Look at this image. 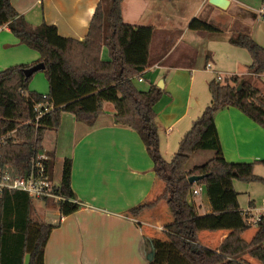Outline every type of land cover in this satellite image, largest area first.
Returning a JSON list of instances; mask_svg holds the SVG:
<instances>
[{
    "label": "trees",
    "instance_id": "1",
    "mask_svg": "<svg viewBox=\"0 0 264 264\" xmlns=\"http://www.w3.org/2000/svg\"><path fill=\"white\" fill-rule=\"evenodd\" d=\"M120 3L121 0H99L85 38L77 41L61 37L53 25H31L15 11L10 0H0V27L6 25L19 42L39 54L37 63L44 65L39 72L48 84L45 98L28 90L36 73L25 77L24 70L37 63L0 71V134L13 132L0 147V165L27 169L43 150L45 132L59 129L63 113L91 126L103 113L104 103H110L115 124L138 134L153 162L155 177L163 184V190L153 201L130 209L128 214L139 216L163 203L171 216V222L163 227L164 238L149 239L152 256L148 264H250L245 256L264 264V215L256 223L250 241H245L242 235L250 226L239 210L238 193L233 187L235 181L264 184V178L253 173L254 163L225 160L214 121L217 111L235 107L264 129L263 94L242 78L232 77L225 84L212 80L208 84L209 105L192 122L171 161H165L159 152L153 110L163 90L151 85L147 91H139L133 83L152 65L153 29L125 24ZM188 28L201 35L218 32L214 25L196 18ZM229 43L248 52V69L252 74L264 73V49L248 33L235 32ZM103 46L107 48V61L101 59ZM46 102L53 106L52 111L35 122L34 105ZM197 151H212L214 157L188 168L190 157ZM46 153L51 173L55 157ZM255 163L264 165V160ZM191 176L203 178L190 185ZM194 186L203 187L211 208L209 214L198 213L191 194ZM58 194L65 199L58 202L61 216L79 209L70 202L75 197L69 159L62 163ZM32 207L33 200L21 192L0 197V264H44L45 246L54 226L34 223ZM221 230L229 233L217 249L199 244L200 232Z\"/></svg>",
    "mask_w": 264,
    "mask_h": 264
},
{
    "label": "crops",
    "instance_id": "2",
    "mask_svg": "<svg viewBox=\"0 0 264 264\" xmlns=\"http://www.w3.org/2000/svg\"><path fill=\"white\" fill-rule=\"evenodd\" d=\"M246 1L121 0V17L125 24L153 29L152 65L143 75L146 73L150 86L161 85L163 90L153 107L160 153L164 140L167 148L177 147L192 122L209 105L211 81L204 80V74H219L228 82L232 77L245 79L264 96V73L252 74L248 69L250 64L234 74L217 70L219 58L224 55L238 65L236 59L242 55L238 47L229 43L235 32L248 33L264 49L262 0L260 7L259 0ZM10 2L31 25H53L61 37L77 41L85 38L99 4V0ZM195 18L214 25L218 32L201 35L190 30L188 25ZM101 59H109L105 46ZM38 60L36 51L19 42L6 25L0 27V71L17 65H33ZM201 61H205L203 66ZM207 63L212 65L211 70H205ZM39 73L33 77L28 90L46 95L48 84ZM114 115L113 106L104 103L103 113L88 126L73 115L63 113L59 129L44 134L42 149L53 153L54 161L61 163V168L64 159L71 161V190L79 202V209L69 216H61L58 206L46 208L47 201H40L41 206L35 208L46 218L43 223L54 226L45 246L44 264H148L152 255L149 239L159 238L155 224L165 226L171 222L165 216L163 203L139 216L128 214L130 209L153 201L163 190V184L156 179L153 162L138 134L115 124ZM214 121L227 162L264 160L262 127L235 107L217 111ZM236 182L233 187L239 194ZM198 197L197 202L193 201L198 213L209 214L211 208L204 191ZM237 200L239 205V196ZM248 209L252 216V205ZM239 210L246 211L241 210L240 205ZM251 228L252 238L256 226L247 231ZM204 233L198 234L199 244L215 250L229 232ZM246 257L250 264H259Z\"/></svg>",
    "mask_w": 264,
    "mask_h": 264
},
{
    "label": "rangeland",
    "instance_id": "3",
    "mask_svg": "<svg viewBox=\"0 0 264 264\" xmlns=\"http://www.w3.org/2000/svg\"><path fill=\"white\" fill-rule=\"evenodd\" d=\"M193 1H198V0H193ZM246 1V0H245ZM191 2V0H190ZM247 2V1H246ZM259 7L261 4V0H259ZM258 7V8H259ZM213 17H211L212 19ZM239 50L238 53H240L242 56L238 59H236V61L238 62V65L235 63L230 62L228 59H226L225 55L221 56L219 58L218 64H217V70L227 73V74H234L237 71H243V68L245 66H248L250 64V56L248 54V52L245 49L242 48H238ZM221 55V53H219ZM202 66L205 64V61H201ZM203 68V67H202ZM206 70V69H205ZM38 75H42L41 77H43V73H39ZM143 81L138 82L137 77L134 79L133 83L134 86L137 90L139 91H147L150 88V84H149V79L148 77H146V73L145 75H141ZM204 80H208L209 82L213 80H215V74L208 72L207 74H204L203 76ZM228 78V77H227ZM219 83L221 84H225L228 83V80L225 79L224 77H222V81H220ZM209 98H210V94ZM191 128V127H190ZM189 128V130H190ZM166 142L165 140L163 141V145H162V149H161V153L160 155L162 156V158L167 161L170 162L171 159L173 158L174 154H176L177 150H178V146L174 147L173 149H171V146H169L167 148V146L165 145ZM214 157V152L212 151H197L193 156L190 157L189 163L187 165L188 168H192L193 166H199L202 165L203 163H205L207 160L211 159ZM256 161H252L249 163H254V168H253V173L256 176L262 177L264 178V165L260 164V163H255ZM60 172H61V163L59 162H55L53 163V167H52V172H51V178L54 182V184L59 185L60 182ZM237 184V189H238V196H239V205L241 206V210H246L249 206L252 205V216L253 218H258L260 217V215H264V184L260 183V182H236ZM200 199V197L195 196L192 198L193 201H198ZM47 206L46 208H53L58 206V203L54 202V201H47ZM38 206H41L40 201L38 200H33V207H32V213H31V218L32 221L34 223H43L46 218H44L43 214L37 210H35V208H37ZM165 207V205H164ZM39 212V213H38ZM165 216L167 219H171V216L168 212V210L165 207ZM165 218V217H164ZM252 218L250 217H246L245 220L247 222V224L251 227L254 226L251 222ZM157 225V224H155ZM161 227H164L163 225H160ZM155 227V226H154ZM156 232V231H155ZM251 232H252V228L250 229V231H247L243 237L244 239L248 240L249 238H251ZM210 232H205L204 234H209ZM156 235H158L159 238H164V236H162V233H155ZM203 235V236H205ZM250 240V239H249ZM249 260H252L253 263H256L255 260L250 259L249 257H246ZM26 260H28V257H26Z\"/></svg>",
    "mask_w": 264,
    "mask_h": 264
},
{
    "label": "built area",
    "instance_id": "4",
    "mask_svg": "<svg viewBox=\"0 0 264 264\" xmlns=\"http://www.w3.org/2000/svg\"><path fill=\"white\" fill-rule=\"evenodd\" d=\"M206 70H211L212 65L207 63L205 66ZM138 82L142 81L141 76L137 77ZM215 81H222L221 75L215 77ZM45 98V95H43ZM53 106L46 102L34 105V112L36 116L34 121L36 122L39 118L48 114L52 111ZM13 135V132L0 134V147L5 145L6 141ZM49 156L42 150L36 154L33 158L32 163L27 169H16L9 168L8 166L0 165V197L5 193L10 192H21L26 194L32 200L38 201H54L56 203L60 201H65V199L58 194L59 185L54 184L51 173L49 172L48 162ZM203 191L202 186H194L192 189V197L199 196ZM74 204H79L76 199L70 200ZM79 206V205H78ZM243 217H250L253 225L260 220V217L253 218L251 216L250 210L243 211ZM154 230L157 233H162L164 231L163 227L160 225H155Z\"/></svg>",
    "mask_w": 264,
    "mask_h": 264
},
{
    "label": "water",
    "instance_id": "5",
    "mask_svg": "<svg viewBox=\"0 0 264 264\" xmlns=\"http://www.w3.org/2000/svg\"><path fill=\"white\" fill-rule=\"evenodd\" d=\"M215 1V0H214ZM44 69V65L42 63H37L33 65L32 67L25 69L24 70V75L25 77H30L35 73H38L39 71H42ZM160 88L162 87L161 85L159 86ZM237 89H240V86L237 87ZM203 177L202 176H191L188 179V182L190 185H195L198 183ZM152 256V255H151ZM151 258V257H150ZM149 258V259H150Z\"/></svg>",
    "mask_w": 264,
    "mask_h": 264
}]
</instances>
